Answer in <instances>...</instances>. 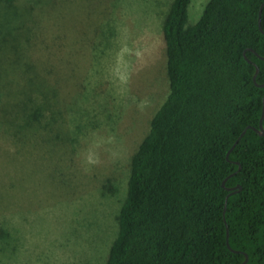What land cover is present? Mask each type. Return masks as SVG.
Here are the masks:
<instances>
[{"label": "trees", "instance_id": "1", "mask_svg": "<svg viewBox=\"0 0 264 264\" xmlns=\"http://www.w3.org/2000/svg\"><path fill=\"white\" fill-rule=\"evenodd\" d=\"M26 1L0 0L9 13L2 34L15 10L29 13ZM191 1L173 0L163 22L169 93L132 155L106 264H242L245 255L264 264V137L251 129L264 106V0H209L190 26ZM29 51L17 58L33 71L15 91L0 88V135L16 145L52 132L63 103L38 82L50 72L37 76Z\"/></svg>", "mask_w": 264, "mask_h": 264}, {"label": "rangeland", "instance_id": "2", "mask_svg": "<svg viewBox=\"0 0 264 264\" xmlns=\"http://www.w3.org/2000/svg\"><path fill=\"white\" fill-rule=\"evenodd\" d=\"M208 1H191L190 26ZM172 2L27 0L29 13L15 10L3 32L13 30L8 43L0 32V88L22 85L30 50L37 76L50 72L38 82L63 100L52 132L20 145L0 135V264H106L132 155L169 93ZM8 14L0 4V31Z\"/></svg>", "mask_w": 264, "mask_h": 264}, {"label": "water", "instance_id": "3", "mask_svg": "<svg viewBox=\"0 0 264 264\" xmlns=\"http://www.w3.org/2000/svg\"><path fill=\"white\" fill-rule=\"evenodd\" d=\"M261 12H262V9L260 10V16H261ZM259 26H260V20H259ZM260 30L263 32L261 26H260ZM246 59H247V58H246ZM263 59H264V58H263ZM259 71H260V69H259V67L257 66V67H256V73H255V75H254V82H255V83H256V78H257V76H258ZM260 86L262 87V86H264V85H260ZM263 120H264V106H263V113H262V116H261V119H260V125H259V127H258V128L247 127V128L241 133V135L239 136V138H238L237 141L235 142V144H234V146L232 147V149L227 153V159L229 158V155H230L231 151L233 150V148H235L236 145H237V144L239 143V141L241 140V138L244 137V135L246 134V132H247L248 129L251 128V129H253V130H254L259 136L264 137V126H263ZM239 170H240V169H239ZM231 176H233V175H231ZM226 181H227V179L223 181V183H222V186H223V187H225ZM240 189H241L240 186H237V187H234V188H231V189L229 188V189H228V191H229L230 193H229V194L227 195V197H226V203H225L224 214H225V211H226V206H227V202H228L229 197H230L231 195L235 194V193H238ZM228 239H229V233L227 232V245H228V247L230 248V245H229V241H228ZM230 249H231V248H230ZM247 262H248V256L245 255V261H244L242 264H246Z\"/></svg>", "mask_w": 264, "mask_h": 264}]
</instances>
